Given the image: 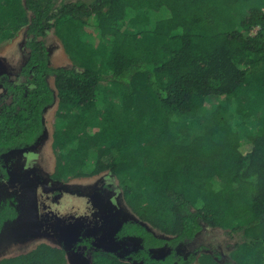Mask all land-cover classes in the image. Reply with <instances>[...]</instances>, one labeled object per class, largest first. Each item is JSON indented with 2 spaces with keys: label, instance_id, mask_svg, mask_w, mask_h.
Listing matches in <instances>:
<instances>
[{
  "label": "trees",
  "instance_id": "16d2710c",
  "mask_svg": "<svg viewBox=\"0 0 264 264\" xmlns=\"http://www.w3.org/2000/svg\"><path fill=\"white\" fill-rule=\"evenodd\" d=\"M51 31L71 67L51 65ZM21 32L25 82L0 61V239L37 202L6 192L5 158L41 142L57 105L52 178L108 173L137 218L106 217L100 244L78 235L91 264H264V0H0V42ZM206 227L236 239L227 258L187 250Z\"/></svg>",
  "mask_w": 264,
  "mask_h": 264
},
{
  "label": "rangeland",
  "instance_id": "374dc122",
  "mask_svg": "<svg viewBox=\"0 0 264 264\" xmlns=\"http://www.w3.org/2000/svg\"><path fill=\"white\" fill-rule=\"evenodd\" d=\"M24 34L21 32L11 40L0 42V61L4 69L12 76V79H16V75L28 58L29 53L24 47ZM45 41L50 50L51 65L54 67H71V62L53 31L49 32ZM23 81L24 79H20L18 83ZM50 82L52 84L53 80L51 79ZM56 110L57 105L47 110L45 114V136L37 146L26 152L14 153L9 158H6L7 167L15 174L13 176L18 179H24L33 175L36 181L35 185H37L34 189L38 195L43 193L47 197L50 195L54 196L57 193H66L68 196H63L62 199L69 197L66 203H70L72 202V197L73 203L70 205L82 215L88 216L90 213L88 209L90 201L95 204L99 200L104 204L113 206L125 220H136V216L126 204L120 191L114 189L118 187V182L110 174L105 173L91 178H72L68 180H55L52 178L56 168V159L52 149L53 123ZM94 197L96 201L93 199ZM46 202L50 203V200H46ZM62 212L65 213V210L62 209ZM57 217L59 216L56 215L51 220L49 216H43L45 219L43 224L45 233L40 235L37 234L41 230L39 213L36 209H26L24 220H17V223L10 226V228H6L3 232L0 239V260L28 253L35 250L40 244L69 250L70 247L67 245L65 235L59 233V230H57V233L55 232V227L61 223H58ZM111 227L113 229L114 225ZM235 240L227 236L223 230L206 227L187 250L207 246L217 251L222 257L227 258L231 247L236 243ZM70 258L68 256L69 264H73V260Z\"/></svg>",
  "mask_w": 264,
  "mask_h": 264
},
{
  "label": "flooded vegetation",
  "instance_id": "af4514ba",
  "mask_svg": "<svg viewBox=\"0 0 264 264\" xmlns=\"http://www.w3.org/2000/svg\"><path fill=\"white\" fill-rule=\"evenodd\" d=\"M28 60V58H27ZM27 62V61H26ZM25 62V64H26ZM24 64V65H25ZM23 65V66H24ZM22 66V67H23ZM22 69V68H21ZM21 72V70H20ZM20 72L16 75V79H12V76L9 74L11 80H15L17 83L20 79H24L23 77H19ZM51 80V79H50ZM25 82V79L24 81ZM21 82V83H23ZM18 83V84H21ZM0 93L2 94V90L0 89ZM0 94V96H1ZM46 132V129H45ZM44 138V137H43ZM26 152V151H25ZM14 154V153H13ZM12 154L6 156V158H9ZM6 158H5V168L8 171V174H10L9 176L12 177L13 179V183L10 184L9 187H6V192L8 194H13V193H19L21 192V187L23 186H27L26 188H32L34 189L35 186V179L33 177V175L26 177L24 179H18L15 178L13 174L9 168L6 165ZM27 184V185H25ZM12 185V186H11ZM114 188V186H112ZM116 189V188H114ZM117 190V189H116ZM36 193V192H35ZM1 195V194H0ZM63 196H68L66 193H57L54 196L50 195V196H45L43 193H40L38 195V193L36 194V210L39 213V219H40V223H41V230L39 231V233L37 234H42L45 233V230L43 228V224L45 222V217L43 218V216L47 215L49 216V219H53L56 215L61 217H57L59 226L55 227V232L57 233V230H59L58 232L61 233L62 235H65V238L67 239V245L70 247L69 250L66 249L67 251V259L68 256H70L73 260V264H91V262L89 261L88 257H84V253L85 251V245L81 244L77 247H75V240L78 238V235H81L82 233H84V231H90V227L92 229V238L94 237V240L96 239V242L98 244H100V239H103L105 236V229L101 230L98 229L101 226L108 228L109 232L113 231L112 227H110L109 225H104L107 224V219L106 217H109V215L116 217V215H118L119 219L122 218V216H120L117 212L116 209L113 208V206L108 205V204H104L103 202L97 200L94 197L93 199L96 201L95 204L92 203V201L89 202L90 206H89V210L90 213L88 214V216L82 215L80 212L78 213V211L76 209L73 208V206H71L70 204L73 203V198L72 202L70 203H66V201L68 200L69 197H64V200L62 199ZM46 200H50V203H47ZM53 200V201H52ZM63 200V201H61ZM96 208V209H95ZM62 209L65 210V213L62 212ZM47 220V219H46ZM91 238V237H90ZM92 240L91 243H95V241ZM96 244V243H95ZM97 245V244H96ZM91 253V252H89ZM119 254V253H117ZM18 256V255H17ZM120 258L122 259L123 256L120 254L119 255ZM15 257V256H13ZM11 258V257H9ZM68 264H69V260H68Z\"/></svg>",
  "mask_w": 264,
  "mask_h": 264
}]
</instances>
